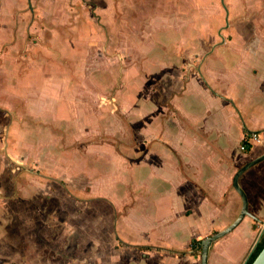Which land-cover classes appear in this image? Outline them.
Segmentation results:
<instances>
[{"label":"crops","instance_id":"obj_1","mask_svg":"<svg viewBox=\"0 0 264 264\" xmlns=\"http://www.w3.org/2000/svg\"><path fill=\"white\" fill-rule=\"evenodd\" d=\"M128 2L126 12L136 14V19L132 20L143 37L147 28H157V19L160 21L158 28L166 24L167 29L177 30L166 31L159 41L155 39L157 44H154L163 53L160 59L163 65L170 56L167 54L168 42L173 44L171 56L175 61L170 72L174 79L165 86L161 73L153 75L144 67L147 77H152L151 84H161L162 97L157 91H150L145 85L149 79H145L139 96L143 110L138 111L137 144L122 151L125 158L113 153L112 145L107 142L110 139L103 136L107 129L97 118V77L93 90L92 78L86 81L88 76H85V91L89 89L91 93L73 98L78 116L77 124L72 126L78 131L77 134L74 131L73 140L79 142L77 145L82 151L67 154L73 157L68 163L74 168H70L65 177L55 175L54 163L60 161L52 153L54 140L46 143L47 138L56 135L50 127L46 129L42 123L45 129L40 131L42 137L36 142L28 129L15 131L16 134L26 132L19 138L14 137L10 129L7 143L14 149L10 156L13 160L24 157L26 164L34 161L38 167L33 165L31 168L35 171L18 173L13 178L12 188L9 191L3 189L12 199L9 204L0 199L3 204L0 209V264H23L25 261L30 264V259H45L47 254L39 248L44 244L56 245L58 259L67 260L60 254L67 256L65 250L70 244L78 245L75 234L83 233L87 227L80 221L64 220L61 214L66 210L77 213L81 209L91 210L93 216L92 219L90 215L88 221L89 253H78L70 264H85L81 260H89V264H103L101 261H105L104 264H201V253L193 244L227 229L241 213L242 199L233 187V179L245 164L264 154V0H239L233 9L230 2L223 0V5L220 0L225 13L228 11L224 32L233 38L225 40L220 33L222 43L202 59L204 41L209 33L200 29L198 22L200 18L206 21V17L197 16L191 7L185 9L184 16L178 13L166 15L172 3L170 0H139L141 11L138 6L131 9L130 2L135 0ZM31 3V0L27 3L25 0H0V53H17L25 44L22 36L31 35L30 31L25 34L11 26L12 15L19 12H31L32 25L35 24V9ZM25 4L28 10L24 9ZM179 7L183 9L181 5ZM234 11L237 12L235 16L249 15L250 18L234 23ZM162 19L165 24L161 26ZM8 43L13 46L3 50ZM112 43L107 52L119 50L112 48ZM81 46L84 45L79 44V48ZM120 53L123 62L131 59L123 54L124 51ZM6 55L0 56V65L10 59ZM61 88L57 89L59 93ZM145 95H156L155 107L146 106ZM68 97L44 95V107L55 108L61 103L60 107H65ZM53 99L60 101L58 105ZM162 99L166 103L162 104ZM59 114L64 120L61 110ZM248 133H257L261 140L247 152H242L241 142ZM233 138L237 143V154L229 148L228 141ZM35 143H40L41 149L36 147V153L29 152ZM254 147L258 148L252 152ZM39 151L40 156L37 155ZM129 163L135 166L130 167ZM105 184L110 189L113 184H122L123 188L112 196L110 191H105ZM240 185L247 194L250 213L264 221V162L248 170L240 178ZM129 187L136 194L135 203H129ZM20 202L26 205H19ZM98 203L105 207H98ZM37 205L38 210L35 209ZM101 209H105L106 214H102ZM54 217L56 221L52 223ZM22 225L29 230L25 238L19 234ZM263 237L264 226L246 217L233 232L213 245L209 264H246ZM24 241L31 244L28 253Z\"/></svg>","mask_w":264,"mask_h":264},{"label":"rangeland","instance_id":"obj_2","mask_svg":"<svg viewBox=\"0 0 264 264\" xmlns=\"http://www.w3.org/2000/svg\"><path fill=\"white\" fill-rule=\"evenodd\" d=\"M25 1L27 3V0ZM170 1L172 3L169 11L165 13L166 15L178 13L184 16L186 14L185 9L191 7L190 9L192 10L193 8V12L197 16L206 17V21L209 19L207 22L205 20L203 22L200 18V22H198L200 29L203 28L204 31L208 30L209 33L208 39L204 41L205 50L201 59L211 52L216 45L222 43L220 33L225 40H232L233 37L224 32L226 13L220 0ZM189 1H193V4L190 5ZM227 1L230 2L229 5L233 9L236 6L235 2L239 0ZM31 2L33 9H35L34 25H32L31 12H27L26 14L19 12L11 17L13 19L11 26L15 27V30H19L25 34L27 31H30L31 35L22 36L25 44L21 45L17 53L10 51L9 53L8 51L0 53V56H4L7 53L6 57L10 58L5 64L0 65V199L6 200V204H9L12 198L9 199L3 189L9 191L12 188L14 183L13 178L18 173H23L30 169L35 171L31 168L33 165L38 167L34 161L26 164L24 157L13 160L10 156L14 152L13 147L7 143L10 129L12 133L14 132L13 134L16 138L21 137V133L26 132H17L16 134L15 131L28 129V131L32 132V138L36 142V139L40 140L42 137V133L40 132L44 128L42 123L46 125V129L50 127L56 135L54 138H47L46 143L54 140L52 153L60 161V163H54L55 175L65 177L64 175L68 173L69 169L74 168L68 163L69 159H73L69 155L82 151L81 146L77 145L79 142L73 140L74 131L75 133L78 132L72 127L78 122V116L75 115L73 107V98L75 95H89L91 93H89V89L85 91L83 81L85 76H88L85 78L86 81L92 78V83H94L92 84L93 90L97 77V111H99L97 118L100 125H103L107 129V132L103 131V136L106 135L105 137L110 139L107 142L112 145L113 153L117 152L122 156H124L122 151L125 148L131 149L137 144L138 111L143 110L141 109L143 104L139 105V96L143 92L142 87L145 84V79H149L147 77L148 73L144 71V67L153 75L161 73L160 76H162L165 86L170 85L174 79L170 72V66L175 61L171 56L172 49H174L173 44L170 41L168 42L170 47H167L169 48L167 54H170V56L167 57L168 59L166 58L167 63L164 65L160 61L163 54L162 51L154 47V44H157L155 39L159 41V37L163 36V33L166 31H177L175 28L172 30L167 29L169 27H166L164 19L161 20V26L163 23L165 24L163 27L158 28L160 21L157 19V28H147L146 34L144 33L143 37L139 34V29H135V20H132V18L136 19V14L130 12L128 15L126 12L128 11V0H31ZM135 2L137 3L135 4ZM135 2H130L131 9H135L138 6L137 9L141 11L142 8L139 0H135ZM180 5L183 7L182 10L179 7ZM24 9L28 10L27 4H25ZM240 12L244 13L242 6ZM235 14L237 12L234 11V23L242 18H250L249 15L243 16L238 14L235 16ZM111 42H113L112 48L119 49L117 52L106 51ZM79 44L84 46L79 48ZM89 44L94 48L89 46ZM11 46L13 45L8 43L4 46L3 50H8ZM123 51V54L131 56V59L128 58L123 62L124 58L120 53ZM183 53L182 55L184 56L185 54ZM90 55H92L91 58H89ZM85 59L88 60L84 62ZM231 60L232 58L230 57V65L232 63ZM94 61L97 62V65ZM134 61H140L143 64H139V66L138 63L133 64ZM195 62L198 63V61ZM184 71L186 70L184 69ZM151 79L152 77L150 76L149 81L147 80L148 82L145 85L149 86L150 91H157L162 97L161 84H151ZM63 83L66 86L65 92L63 90ZM59 86L62 87L60 93L57 91ZM44 95H67V97L70 95V97L65 99V107H60L63 104L61 103L60 106L54 108L44 107L43 103L45 99H48V97L43 99ZM145 96L147 98L146 106L155 107L157 99L154 98L156 95ZM53 100L56 101L57 99ZM54 101L51 102L54 103ZM59 102L57 100L54 104L58 105ZM160 102L162 104L166 103L163 99ZM144 108L146 109L147 107L144 106ZM59 109L64 115V120L63 116L59 114ZM43 113H46V115H43ZM62 124H65L67 128H64ZM83 127L86 128V126ZM94 128H96L97 134V127L95 126ZM228 143L230 151L233 154H237V143L234 138L229 140ZM34 146L33 150L30 147L29 152L34 151L36 153V147L41 149L40 143H35ZM257 148L254 147L251 151L253 152ZM15 152L17 153L18 151L15 150ZM67 154L69 155L67 156ZM37 155L40 156L41 151ZM129 162L133 161L130 160ZM133 164L129 163L130 167L135 166ZM80 166L83 167V165ZM103 168L107 167L103 165ZM37 172L39 173V171ZM115 182L113 178V183ZM124 182L127 183V180ZM105 185L107 186L105 191L107 193L111 192L112 196L117 195L123 188L122 184H113V189H110L108 184ZM129 188L131 189L129 192V203H135L136 194L133 188ZM13 204L16 205L15 202ZM18 204L26 205V203L22 202ZM2 205L0 204V209ZM98 207L105 206L102 203H98ZM35 209H39L38 205L35 206ZM101 212L102 214H106L105 209H101ZM8 213H6L7 218L9 216ZM1 215L0 220H2ZM90 215L91 210L86 209L78 210L77 213H75V210L73 212L66 210L64 214H61V217L65 218L64 220L74 223L80 221L84 227H87V230L86 228L83 229V233L79 232V234H75L78 245L74 242L70 244L71 246L67 248L68 250L63 249L66 251L67 256L60 255L64 256L67 260L58 259L55 254L56 245L49 244L47 246L44 244L39 246V248L40 250L43 249L44 254H47L46 258L36 261L30 259V264H67V262L70 264L76 260V256L83 255L85 252L89 253L88 221L91 218ZM55 217L52 219V223L56 221ZM68 230L66 229V231ZM27 233H29L28 227L22 225L19 234L25 238ZM27 245L28 249L26 251L28 253L31 249V244L27 243ZM45 246H47L46 250H44ZM39 248L36 249L37 252H40L38 251ZM22 249V252H24V247ZM60 251L62 252V250ZM102 256L106 258L105 253H102ZM9 260L3 261L10 263ZM81 262L89 264V260H81ZM101 262L104 264L105 261ZM25 263L26 261L23 264ZM77 264L80 263L77 262Z\"/></svg>","mask_w":264,"mask_h":264},{"label":"water","instance_id":"obj_3","mask_svg":"<svg viewBox=\"0 0 264 264\" xmlns=\"http://www.w3.org/2000/svg\"><path fill=\"white\" fill-rule=\"evenodd\" d=\"M222 4L224 5L223 0H221ZM226 13L228 15V11L226 10ZM228 23V18L227 21ZM228 25V24H227ZM264 162V154L257 159L245 164L235 175L233 179V187L236 190V192L239 194V196L242 199V210L239 215V217L236 219V221L230 225L227 229L218 232L214 235H211L207 237L206 239L201 241L200 248L198 251L201 253V264H209V253L211 251V248L215 243L220 241L221 239L225 238L227 235H229L231 232H233L241 223L242 221L246 218L249 217L253 219L255 222L261 224L264 226V221L256 218L253 214L250 213L249 211V201L247 194L243 190V188L240 185V178L251 168L259 165L260 163ZM253 264H264V249L261 251V253L258 255L256 260L254 261Z\"/></svg>","mask_w":264,"mask_h":264},{"label":"built area","instance_id":"obj_4","mask_svg":"<svg viewBox=\"0 0 264 264\" xmlns=\"http://www.w3.org/2000/svg\"><path fill=\"white\" fill-rule=\"evenodd\" d=\"M260 140V135H258L257 133L246 134L241 142V151L247 152L254 144L259 143Z\"/></svg>","mask_w":264,"mask_h":264},{"label":"trees","instance_id":"obj_5","mask_svg":"<svg viewBox=\"0 0 264 264\" xmlns=\"http://www.w3.org/2000/svg\"><path fill=\"white\" fill-rule=\"evenodd\" d=\"M249 134V133H248ZM201 242H195L193 244V247L195 248L197 246V248H200ZM264 249V237L262 238V240L259 242V244L257 245L256 249L254 250V252L251 254V256L248 258L246 264H253L254 261L256 260V258L258 257V255L261 253V251Z\"/></svg>","mask_w":264,"mask_h":264},{"label":"flooded vegetation","instance_id":"obj_6","mask_svg":"<svg viewBox=\"0 0 264 264\" xmlns=\"http://www.w3.org/2000/svg\"><path fill=\"white\" fill-rule=\"evenodd\" d=\"M29 2V1H28Z\"/></svg>","mask_w":264,"mask_h":264}]
</instances>
